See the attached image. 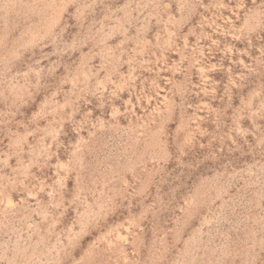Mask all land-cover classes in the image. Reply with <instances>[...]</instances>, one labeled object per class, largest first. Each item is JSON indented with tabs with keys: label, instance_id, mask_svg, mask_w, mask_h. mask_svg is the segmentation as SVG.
<instances>
[{
	"label": "rangeland",
	"instance_id": "obj_1",
	"mask_svg": "<svg viewBox=\"0 0 264 264\" xmlns=\"http://www.w3.org/2000/svg\"><path fill=\"white\" fill-rule=\"evenodd\" d=\"M0 264H264V0H0Z\"/></svg>",
	"mask_w": 264,
	"mask_h": 264
}]
</instances>
